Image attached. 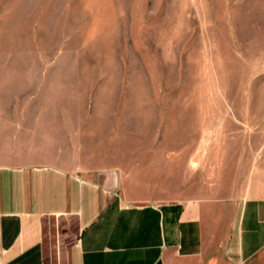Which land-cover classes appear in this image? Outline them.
<instances>
[{
    "label": "rangeland",
    "instance_id": "obj_1",
    "mask_svg": "<svg viewBox=\"0 0 264 264\" xmlns=\"http://www.w3.org/2000/svg\"><path fill=\"white\" fill-rule=\"evenodd\" d=\"M48 100L131 204L264 196V0H0V131Z\"/></svg>",
    "mask_w": 264,
    "mask_h": 264
},
{
    "label": "crops",
    "instance_id": "obj_2",
    "mask_svg": "<svg viewBox=\"0 0 264 264\" xmlns=\"http://www.w3.org/2000/svg\"><path fill=\"white\" fill-rule=\"evenodd\" d=\"M13 124L0 131V264H264V196L131 204L84 118L48 100Z\"/></svg>",
    "mask_w": 264,
    "mask_h": 264
}]
</instances>
